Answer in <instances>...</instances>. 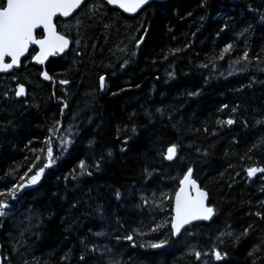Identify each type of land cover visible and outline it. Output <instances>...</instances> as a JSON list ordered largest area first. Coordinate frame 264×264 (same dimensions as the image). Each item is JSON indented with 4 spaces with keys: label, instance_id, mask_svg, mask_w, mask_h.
<instances>
[{
    "label": "trees",
    "instance_id": "16d2710c",
    "mask_svg": "<svg viewBox=\"0 0 264 264\" xmlns=\"http://www.w3.org/2000/svg\"><path fill=\"white\" fill-rule=\"evenodd\" d=\"M86 4L56 22L71 47L45 67L54 84L28 60L0 74V192L52 149L38 187L0 196V264H264V173H247L264 168V0H168L135 17ZM188 168L214 216L174 239Z\"/></svg>",
    "mask_w": 264,
    "mask_h": 264
},
{
    "label": "snow or ice",
    "instance_id": "6c2138e0",
    "mask_svg": "<svg viewBox=\"0 0 264 264\" xmlns=\"http://www.w3.org/2000/svg\"><path fill=\"white\" fill-rule=\"evenodd\" d=\"M148 2L149 0H107L109 5H117L127 13H136L138 9L148 4ZM81 5L87 7L85 0H0V72H6L14 66L19 67L21 57L25 56L30 46L39 48V52L34 57L37 64H43L49 56L63 53L69 47L70 41L64 34L57 31L55 19L58 16H70L76 9L81 8ZM249 10L256 11L251 8ZM260 19L264 23V15ZM37 30L42 31L38 32ZM76 43L79 44V41H76ZM136 46L139 47L140 43L138 42ZM231 47L232 45L225 47L224 52L227 53ZM33 51H35V48ZM247 56L248 54L245 52V59H247ZM6 58H10L11 62L6 63ZM42 75L45 80L52 79L47 71L43 72ZM100 80L101 87H103L104 77H101ZM60 83L67 84L68 81L61 80ZM24 92V86L21 85L15 95L21 96ZM224 107L226 108L227 105H224ZM225 123L232 125L235 121L228 119ZM258 123H264V121H258ZM176 151V145L168 147L164 158L169 161L173 160ZM48 156L51 159L52 149L50 147L48 149ZM80 168L84 170L85 165L81 163ZM97 168H99V165H97ZM257 172L264 173V168L253 167L247 169L249 177L254 176ZM42 173L43 169L36 175H33L29 183H37ZM88 174L90 175L91 173ZM21 187L23 185H17L7 193L0 192V196H10L12 199H15L17 188ZM116 195L119 199L120 194L117 193ZM207 198V192L201 190L197 181L193 179V169L188 168L183 178L180 179L179 188L174 195V215L170 221L173 235H180L181 230L185 229V226L191 224L193 221H206L212 218L214 209L206 206L205 202ZM144 203L147 204L146 199ZM8 208L9 204L7 202L0 201V217L7 215L6 209ZM257 215L260 214L257 213ZM261 218L264 219V216ZM162 226L158 225L153 231ZM226 234L231 235L230 232ZM244 235H247V230ZM132 239L131 235L127 236V240L131 241ZM150 246L155 249L163 247L164 244L163 242L153 243ZM213 254L217 261L224 259V255L220 251L214 249ZM194 255L199 260L202 254L196 251ZM204 255H207V253H204ZM83 259L84 257L81 256V260Z\"/></svg>",
    "mask_w": 264,
    "mask_h": 264
},
{
    "label": "water",
    "instance_id": "95a60500",
    "mask_svg": "<svg viewBox=\"0 0 264 264\" xmlns=\"http://www.w3.org/2000/svg\"><path fill=\"white\" fill-rule=\"evenodd\" d=\"M87 1H88V0H85V3H87ZM101 1H102V2H103L108 8H110V9H112V10H115V11L121 13L122 15H124V16H126V17H135L136 15H138L139 13H141V12H142V11H143L148 5H150L151 3H164V2H166V1H168V0H149L148 4L144 5V6H143L142 8H140V9H138L136 13H127V12H124L123 9L119 8L117 5H109V4L107 3V0H101ZM83 6H84V5H81V8H82ZM81 8L76 9V11H74V12H73L70 16H68V17H60V16H58V17L55 19V21L58 20V19H61V20H63V21L68 20V19L72 18L74 15H76V13H78V12L81 10ZM37 31L40 32V31H42V30H37ZM34 48H35V53H34L32 59H31V64L34 65V66H36V67H38V68H41V69H42V73H43V72H45V67H46L48 61L51 60V59H55V58H57V57L62 56L63 54H65V53L69 50V48H70V43H69V47H68L67 49H65V51H64L63 53H60V54H57V55H54V56H49V57L44 61L43 64H37V63L35 62L34 57H35V55L39 52V48L36 47V46H30L29 51H31V50L34 49ZM29 51L25 54V56L21 57V62H22V61L28 56ZM6 59L9 60V63L11 62V59H10V58H6ZM21 62H20V63H21ZM18 69H19V67H15V66H14L12 69H10V70H8V71H6V72H0V73L7 74V73H9V72H11V71H16V70H18ZM42 73H41V75H40V80H41L42 82H44V83H46V84L53 83V80H45V79L43 78ZM166 154H167V151H166ZM165 160H166V162H171V161H173V160L169 161V160H167V159H165ZM49 168H50V160H48L47 165H45V166L43 167V173L41 174L39 181H38L37 183H35V184H30V183H29V180L31 179V177H30V178L27 180V182L21 184V185H23V187H21V188H17L16 197L21 196L23 193L27 192L28 190H33V189H35L36 187H38L39 184L41 183L42 179H43V175H44L45 170H47V169H49ZM38 172H40V170H39ZM38 172H37V173H38ZM37 173H36V174H37ZM36 174H35V175H36ZM197 184H198V183H197ZM201 190H202V189H201ZM13 201H14V199H12V202H13ZM205 203H206V206H208V204H209L208 198H207V200H206ZM208 207H209V206H208ZM173 208H174V197H173V205H172V216L174 215ZM212 218H213V216H212ZM212 218H211L210 220H206V221H205V220L193 221L191 224H194V223H206V224H207V223H209V222L212 220ZM191 224H189V225H191ZM189 225H186L185 227H187V226H189ZM170 229H171V223H170ZM182 230H183V229H182ZM182 230H181V231H182ZM171 231H172V229H171ZM172 235H173V234H172ZM178 236H179V235H173V238H174V239H177ZM155 249H157V248H155Z\"/></svg>",
    "mask_w": 264,
    "mask_h": 264
},
{
    "label": "bare ground",
    "instance_id": "6f19581e",
    "mask_svg": "<svg viewBox=\"0 0 264 264\" xmlns=\"http://www.w3.org/2000/svg\"><path fill=\"white\" fill-rule=\"evenodd\" d=\"M89 1V0H88ZM102 2V1H101ZM103 3V2H102ZM104 4V3H103ZM88 8V7H87ZM77 14V13H76ZM70 19H72V18H70ZM70 19H68V20H66V21H70ZM59 20V19H58ZM75 20V19H74ZM68 24V23H67ZM70 25V24H69ZM66 29V28H65ZM65 31V30H64ZM63 31V32H64ZM66 37H67V35H66ZM68 39H69V37H68ZM71 47V46H70ZM30 61V60H29ZM30 64V63H29ZM31 65V64H30ZM35 67V66H34ZM51 80V79H50ZM17 91H18V89H16ZM15 93H16V91H15ZM15 93H14V97H15ZM17 98H20V99H22L23 98V96H16ZM16 98V99H17ZM166 153V152H165ZM174 159H175V157H174ZM173 159V160H174ZM17 192V191H16ZM19 197V196H18ZM172 205H173V200H172ZM208 206H209V204H208ZM210 207V206H209ZM172 209V208H171ZM172 216V215H171ZM194 224H196V223H194ZM205 224V223H204ZM167 229V228H166ZM181 234H183V233H181ZM167 238V237H166ZM183 240V239H182ZM143 241V240H142ZM140 243V242H139ZM190 247V246H189ZM152 248V247H151ZM154 250H157V249H154ZM212 255V254H211Z\"/></svg>",
    "mask_w": 264,
    "mask_h": 264
},
{
    "label": "flooded vegetation",
    "instance_id": "af4514ba",
    "mask_svg": "<svg viewBox=\"0 0 264 264\" xmlns=\"http://www.w3.org/2000/svg\"><path fill=\"white\" fill-rule=\"evenodd\" d=\"M77 14H78V13H77ZM77 14H76V15H77ZM63 22H66V21H63ZM7 62H8V61H7ZM41 72H42V69H41ZM40 74H41V73H40ZM39 77H40V76H39ZM51 80H52V79H51ZM51 84H54V81H53V83H51ZM58 84H59V83H58ZM62 86H65V85L62 84ZM18 87H19V86H18ZM16 92H17V90H16ZM26 94H27V89L25 88V96H23V98H22L23 100H26ZM15 98H17L16 95H15ZM17 99H20V98H17Z\"/></svg>",
    "mask_w": 264,
    "mask_h": 264
}]
</instances>
